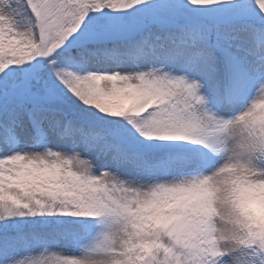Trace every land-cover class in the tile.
<instances>
[{
	"label": "snow or ice",
	"instance_id": "1",
	"mask_svg": "<svg viewBox=\"0 0 264 264\" xmlns=\"http://www.w3.org/2000/svg\"><path fill=\"white\" fill-rule=\"evenodd\" d=\"M261 215L264 0H0V264H264Z\"/></svg>",
	"mask_w": 264,
	"mask_h": 264
},
{
	"label": "clouds",
	"instance_id": "2",
	"mask_svg": "<svg viewBox=\"0 0 264 264\" xmlns=\"http://www.w3.org/2000/svg\"><path fill=\"white\" fill-rule=\"evenodd\" d=\"M264 224V215L256 217ZM218 231L221 233V238H226L227 234H230L233 229V224L229 222L228 209H222V215L217 221Z\"/></svg>",
	"mask_w": 264,
	"mask_h": 264
}]
</instances>
